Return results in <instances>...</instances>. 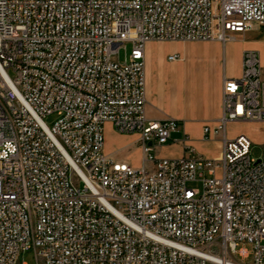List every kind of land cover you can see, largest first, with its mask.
<instances>
[{"label": "built area", "instance_id": "obj_1", "mask_svg": "<svg viewBox=\"0 0 264 264\" xmlns=\"http://www.w3.org/2000/svg\"><path fill=\"white\" fill-rule=\"evenodd\" d=\"M254 25L264 0H0V264L29 251L37 264H264V128L258 158L248 134H228L264 127L259 51L224 76L202 132L220 135L215 157L185 132L182 156L158 157L183 124L145 109L147 43ZM107 123L140 135V166L105 151Z\"/></svg>", "mask_w": 264, "mask_h": 264}, {"label": "rangeland", "instance_id": "obj_2", "mask_svg": "<svg viewBox=\"0 0 264 264\" xmlns=\"http://www.w3.org/2000/svg\"><path fill=\"white\" fill-rule=\"evenodd\" d=\"M159 43H166L163 47L154 48V54L168 53L173 49L179 51L178 60L175 63H168V71L167 75L169 78L176 77L177 80L180 81V86L184 91L183 94L186 95L187 89V80L189 78V91L192 92V98L196 102H198V75L199 71L202 67L205 68L207 74H213L218 68L223 69L224 58H223V46L220 45L219 48H211L207 43H213L216 41H181L184 46L177 44L172 45L173 41H158ZM220 42V41H219ZM206 43V47L204 48L202 53H199L197 49L187 52L186 48H189L190 45L195 46L196 44H204ZM248 44L250 48L247 49H256L260 53L261 64L263 74L262 77L264 79V25L259 27L252 28L249 32H237L235 35L228 37L226 41V64H233L236 68L239 67L241 60V52L243 50L244 45ZM132 49V44L127 43L126 52L129 53ZM125 49H121L120 60H124ZM182 58V59H181ZM233 60V61H232ZM173 67L176 72H173ZM164 106L171 107L172 106V98L168 96L165 100H163ZM185 112V110H183ZM186 114L184 113V116ZM57 118L56 114H51L45 118V121L51 126L55 119ZM200 119L197 117V113H194L192 118H189L185 128L188 131V140L191 145H193L197 152L205 155L206 157H215L220 153L221 150V138L220 135H213L209 139H203L200 136L199 130ZM183 130L175 131L172 135V139L158 146L155 149V154L162 156H169L168 154L172 151L176 156H180L183 154V148L181 141L179 139L184 138V125L181 126ZM263 125L260 124H252L246 122H233L228 125V134L229 135H238L239 133L248 134L252 141V149L251 155L255 158L263 155ZM105 150L111 152L115 157H125L129 161H131L135 166H140L142 164V153L139 149L140 142L135 140L133 134L131 133H119L112 130L109 123L105 126ZM150 165V163H149ZM250 248L251 245H248ZM20 261H23L27 264H37L35 254L33 251L26 252L22 255ZM244 263L250 264V261L247 260Z\"/></svg>", "mask_w": 264, "mask_h": 264}, {"label": "crops", "instance_id": "obj_3", "mask_svg": "<svg viewBox=\"0 0 264 264\" xmlns=\"http://www.w3.org/2000/svg\"><path fill=\"white\" fill-rule=\"evenodd\" d=\"M259 27L258 25H254L252 28ZM251 28V29H252ZM251 29L246 30L249 32ZM212 41V40H210ZM216 42L207 43L211 48H219L220 45L223 46V58L224 64L223 69H217L213 72V74H207L205 68L202 67L199 71L198 75V102L193 100L192 92L189 91V83L190 80H187V89L186 95L183 94V90L180 86L181 79L177 80L176 77H171L167 75L168 71V63H175L177 60H170L168 57L170 54L179 53L176 49L168 53H164L161 51L158 54H154V48L163 47L164 43H159L158 41H150L146 45V79H147V89H146V115L150 119H165L169 117H173L181 121V123L185 125L189 118H192L194 113H197L198 119H200L199 130L200 136L202 137L203 127L205 125L214 126L217 124L218 119L222 115V95L224 90V76H238L242 72V53L245 49L250 48L248 44L244 45L243 50L241 52V60L239 67H235L233 64H226V42L220 40H213ZM220 41V42H219ZM172 45L180 44L184 46L181 41H173ZM204 44H196L195 46L190 45L189 48L185 47L187 52L197 49L199 53H202L204 48L207 45ZM226 54V55H225ZM182 59V58H181ZM233 61V60H232ZM173 72H176L173 67ZM168 96L172 98V106L166 107L164 106L163 100H165ZM185 110V112H183ZM184 113L186 114L184 116ZM111 126V125H110ZM112 128V127H111ZM113 130V129H112ZM185 133L188 134L187 129L184 130ZM135 140L139 141V149L141 150V141L140 135L137 133H131ZM158 147V146H157ZM156 147V148H157ZM155 148V149H156ZM159 148V147H158ZM183 148V146H182ZM106 151V150H105ZM108 154H112L111 152L106 151ZM184 154V148H183ZM182 154V155H183ZM157 155V154H156ZM169 156L157 155L158 157H178L172 151L168 154ZM180 155V156H182ZM113 156V155H112ZM115 157V156H114ZM117 159L125 160L130 163L125 157H115ZM133 164V163H132ZM134 165V164H133Z\"/></svg>", "mask_w": 264, "mask_h": 264}, {"label": "bare ground", "instance_id": "obj_4", "mask_svg": "<svg viewBox=\"0 0 264 264\" xmlns=\"http://www.w3.org/2000/svg\"><path fill=\"white\" fill-rule=\"evenodd\" d=\"M227 40H228V38H227V39H225L224 43H225Z\"/></svg>", "mask_w": 264, "mask_h": 264}]
</instances>
